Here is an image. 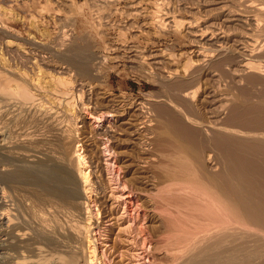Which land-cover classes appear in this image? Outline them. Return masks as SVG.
<instances>
[{
    "label": "rangeland",
    "instance_id": "1",
    "mask_svg": "<svg viewBox=\"0 0 264 264\" xmlns=\"http://www.w3.org/2000/svg\"><path fill=\"white\" fill-rule=\"evenodd\" d=\"M0 69L3 74L0 73V77H4V74V79L21 76L22 81L19 77L17 85L24 80L29 91L35 92L32 99L25 101L26 105H21V109L31 111L34 107L32 101L36 97L45 99L42 92H53L56 88L63 90L53 92L54 96L52 93L46 96V100L50 97L54 99L51 107L60 113H67L63 106L65 100L69 99L71 104L69 115H66V125L71 120L68 132L71 136H67L65 131L67 137L63 135L65 138L61 136L62 139L57 136L59 129L57 133V127L47 123L46 119L35 117V120L25 110L18 122L10 118L14 116L11 103L0 109V128L7 131L0 129L4 132V136L0 137V161L3 160L0 162V176L4 170L14 169L12 165L19 160L16 168L25 166L24 162L34 165L40 156L44 158L50 150L59 149L65 155L72 156L73 152L83 157L80 168L88 174L90 182L88 199L77 198L74 203L77 206L84 200L88 203L87 208H79L81 211H78L76 207L75 211L74 206L71 208L57 203L59 209L45 196L39 197L32 185L26 184L27 180H21V183L12 181L11 184L1 176L0 198L2 195V203L6 202L4 205L0 203V214L3 212L0 217L8 215L4 218L8 223L0 224V264H50L52 261L57 262L53 264H65L58 256L71 253L79 260H74L73 264L76 261L78 264H179L181 261L184 262L182 264H201V258L206 263L204 259L210 255L209 251L211 255L215 254L206 264H264V218L256 221L255 215L252 218L241 207L234 204L232 207V197L228 193L230 185L223 180L227 170L214 144L213 133L217 131L226 135V145L237 142L239 138L244 143H255L258 152H264V0H0ZM180 84V88H177ZM185 89L195 93L192 91V97V93L185 97L182 94ZM179 91H182V95ZM159 97L164 99L160 102ZM61 98L64 102L59 103ZM144 101L152 104L159 102L161 109L168 105L169 110L175 109L178 116L179 112L182 113L180 118L195 128L197 136L204 137V143L200 141L197 150L190 149L189 154L194 153L189 156L187 151L177 149L175 136L166 127L133 125V122L128 124L130 119L139 116L133 106ZM3 104L1 101L0 107ZM9 111L12 114L6 115ZM70 116L73 118L70 119ZM103 129L108 134H104ZM152 130L155 131L153 137ZM260 137L263 142L258 140ZM2 139L4 142L7 140L5 147L12 142L8 146L13 148L2 147ZM262 143L263 146H260ZM178 151L182 152L181 156ZM14 152L19 157L12 156L16 155ZM218 172H221L223 180L221 191L216 186V181L220 179ZM200 189L202 192L198 191ZM2 190L5 194L9 192L8 196ZM128 192L133 194L130 204L122 198ZM257 192L259 196L255 195L260 197L258 199L263 205L264 198L261 197L264 196ZM32 194L45 203H39L37 197L39 202L35 204L37 201H34ZM209 197L211 201L221 198L218 199L219 203H225L226 220L223 212H218L223 218L214 216V205L220 204L217 200L209 206ZM46 202H51V207L58 210H52ZM213 203L211 211L214 215L211 213L213 218H210ZM45 205L48 210L44 209ZM60 205L66 207V211L69 208L68 211L64 213L65 209L62 210ZM221 206L215 208L224 211ZM226 207H229V211H226ZM34 210L42 211L36 214L43 216H37L42 222L44 219L43 224L56 223L55 230L48 223L45 228L50 226L51 231L43 229L44 225L39 222L41 219L38 221L34 217ZM82 210L87 214H78ZM47 211H51L50 216H56L59 221L56 217L52 220ZM226 212L229 215L238 212L236 214L242 217L233 213L234 216H229ZM261 213L263 217L264 212ZM79 216L82 222H74L73 217L79 220ZM218 217L222 222L225 220L224 237L221 235L222 222L219 219L216 222L210 220ZM46 218L52 222L56 218V222L50 223L51 220ZM69 220L73 223L67 224L71 222ZM16 222L20 223L17 225ZM214 222L220 223L222 228L219 225L216 227ZM61 223L64 229L60 228ZM82 224L86 228L83 232H87L82 237H76L74 231L75 236L72 235L71 227ZM10 229L20 234L16 235V242L15 234ZM32 230L44 232L42 236L46 233L44 237L47 238L39 239L40 232L36 231V234ZM217 231H221V234H217ZM213 234H220L223 237L220 241H223L210 240ZM20 237L25 238L23 240L26 242L21 241ZM88 237L89 245L86 243ZM81 238L86 242L79 241ZM7 240L10 242L5 243ZM59 241L63 245L66 241L69 242L66 245L71 242L69 249L68 245L65 247ZM211 242H220L221 245ZM71 245H75V249ZM204 245L206 250L209 247V255L205 258L202 257L206 254ZM217 245L221 247L217 248ZM63 248H67L68 254L64 253L66 250ZM192 248H196V252L190 250ZM92 249L97 255L88 258ZM79 250L83 251L82 254ZM193 251L197 255H193ZM76 252L82 257L88 254L87 259L82 260L81 255L76 256ZM48 254L51 255L49 259ZM227 256L233 261L230 262ZM90 259L91 262H88Z\"/></svg>",
    "mask_w": 264,
    "mask_h": 264
},
{
    "label": "bare ground",
    "instance_id": "2",
    "mask_svg": "<svg viewBox=\"0 0 264 264\" xmlns=\"http://www.w3.org/2000/svg\"><path fill=\"white\" fill-rule=\"evenodd\" d=\"M260 1H262V0H260ZM162 17V16H161ZM163 18V17H162ZM155 20V19H154ZM162 20V19H161ZM173 21V20H172ZM158 22V21H157ZM162 22V21H161ZM179 22V21H178ZM148 23V22H147ZM177 23V22H176ZM152 24H154V23H152ZM162 24V23H161ZM174 24H175V21H174ZM181 24V23H180ZM160 24H158V26H159ZM176 25V24H175ZM164 26V25H163ZM177 26V25H176ZM204 32V31H203ZM201 33H202V31H201ZM204 35V34H203ZM199 36H200V34H199ZM156 62V61H155ZM158 62V61H157ZM156 62V63H157ZM3 69V68H2ZM1 70V69H0ZM4 70H6V69H4ZM3 70V71H4ZM7 71V70H6ZM1 74H2V72H0ZM4 73H7V74H9L8 72H4ZM170 74H173V72H171ZM3 75V74H2ZM12 75H14V74H12ZM17 75H20V74H17ZM10 76V75H9ZM4 77H5V74H4ZM4 77L3 76H1L0 77V102L1 101H3L4 102V104L0 107V109L1 108H3V107H5L4 105L5 104H7L8 102H9V104H10V106H12L13 107V109H11V112H13V117L11 116L10 118L11 119H13L14 118V121H18L19 119H21V117H22V115H23V113L24 112H26L27 111V109H21L22 107H21V105H23V103L26 105L27 103L25 102L26 100L28 101V100H30V99H32L33 98V95H35L34 93H32V92H30L29 91V89H28V87H27V85H25L24 84V80H23V83H19L20 85H17V81L19 82V77H21V76H19V77H16V75H14V77L16 78V81H14V79L12 78H8V79H4ZM25 76H23V78H24ZM6 78H7V75H6ZM19 79V80H18ZM14 81V82H13ZM21 81H22V77H21ZM20 81V82H21ZM32 83V82H31ZM33 84V83H32ZM60 84V83H59ZM37 85H39V84H37ZM61 85V84H60ZM60 85H58V86H60ZM182 84H180L179 85V87H177V88H180V86H181ZM55 86H57V85H55ZM38 87V86H37ZM61 87V86H60ZM62 87H63V85H62ZM54 88V87H53ZM56 88V87H55ZM181 89H183V88H181ZM38 90V89H37ZM52 90V89H51ZM61 90H63V89H59V88H56V89H54V90H52L54 93L55 92H59V91H61ZM186 90V89H185ZM185 90H183V95L186 97V95L187 94H191V97H192V95H193V90H190V92H188L187 90L185 91ZM65 91V90H64ZM193 91V92H192ZM53 92H51V91H49V92H42V93H44L43 95H45V99H43L44 97H36L35 98V96H34V100L32 101V103H34V107H33V109L31 110V111H27L28 113H30V115L32 116V117H34V119H35V117H38V119L40 120V119H46V122L47 123H50L51 125H55L57 128V133H58V129H59V135L57 134V136L59 137L60 136V138H61V136L62 137H64L68 132H69V130H70V125H69V123H70V121H69V123L66 125V123L68 122L67 121V118H66V115L68 114L69 115V112L68 111H70L71 109H70V106H71V104L68 102V100L66 101L65 100V102L64 101H62V98H61V100H59V103H61V102H64L65 103V105H63V106H65V111L67 112V113H65L64 111V113H60V112H58L57 110H54L52 107H51V102H54V99L52 100L51 99V97L49 98V99H47L46 100V96H48V95H52V96H54V93ZM63 92V91H62ZM62 92H61V95H62ZM180 92H182V91H179V93ZM52 93V94H51ZM195 93V92H194ZM181 93H180V95H182ZM162 94H160V96H161ZM164 95V94H163ZM58 96V95H57ZM168 95H166V97H167ZM59 97V96H58ZM61 97V96H60ZM63 97V96H62ZM164 97H165V95H164ZM165 97V98H166ZM187 97H188V95H187ZM55 98H56V94H55ZM67 98H69V97H67ZM66 98V99H67ZM157 98V97H156ZM160 98V97H159ZM168 98V97H167ZM166 98V99H167ZM58 99H60V98H58ZM64 99V98H63ZM72 99V98H71ZM161 99H164V98H160V102L162 101ZM56 100V99H55ZM151 100V99H150ZM154 100V99H153ZM157 101H159V100H157ZM166 101V100H165ZM71 102V101H70ZM149 102V101H148ZM140 102V103H138V104H135L133 107V109L135 110V111H137L138 113H136V114H139V116H137L136 118H134V119H130L131 121H129V123L128 124H132L131 122H133V125L135 124L136 125V123L139 125H141V126H144V125H149V126H158V125H160V126H162V127H166L168 130H170L173 134H174V136H175V142H176V146H177V149L179 150V151H187V154L189 155V156H191L193 153H194V151H192L191 152V154H189L190 153V149L191 150H194V149H196L197 150V148L199 147V144H201V143H204V137L203 136H201V138H200V135L199 136H197L196 135V131H194L195 130V128L193 129V128H191L188 124H186L185 123V121H183L182 120V118H180L181 117V114L182 113H180L179 111H177V112H179V115L180 116H178L177 114H176V112H175V109L173 110V106L172 107H170V108H172V110L170 109L169 110V108H168V105L167 104H165V105H167V108H165V109H161V105L160 104H156V103H154V104H152L151 102ZM63 103V104H64ZM163 103V102H162ZM60 105V104H59ZM61 107H62V105H60ZM59 106V107H60ZM73 106V105H72ZM170 106V105H169ZM24 107H26V106H24ZM7 109H9V107H8V105H7V107H6ZM64 108V107H63ZM72 108V107H71ZM175 108V107H174ZM177 108V107H176ZM28 109H30V108H28ZM4 110H5V108H4ZM26 110V111H25ZM119 110V109H118ZM162 112H161V111ZM3 111V110H2ZM6 111V110H5ZM0 112H1V110H0ZM10 114V111L9 112H6V115H8V114ZM73 113V112H72ZM71 113V114H72ZM12 114V113H11ZM10 114V115H11ZM70 114V115H71ZM186 114V113H185ZM5 115V114H4ZM26 115V114H25ZM162 115H165V117L163 116V118H162ZM183 115V114H182ZM3 116V115H2ZM28 116V115H27ZM31 116H29V117H31ZM73 116V115H72ZM72 116H70V119H71V117ZM134 116V115H133ZM188 116V115H187ZM31 117V118H32ZM69 117V116H68ZM183 118H187L186 116H182ZM3 118V117H2ZM1 118V119H2ZM73 118V117H72ZM188 118H191V117H189L188 116ZM4 119V118H3ZM10 119V120H11ZM25 119V118H24ZM33 119V120H34ZM37 119V118H36ZM35 119V120H36ZM9 120V121H10ZM26 120V119H25ZM186 120V119H185ZM190 120V119H189ZM4 121V120H3ZM3 121H2V123H3ZM137 121V122H136ZM190 121H192V120H190ZM189 121V122H190ZM7 122H8V119H7ZM19 122V121H18ZM127 122V121H126ZM125 122V123H126ZM195 122V121H194ZM8 123H11V122H8ZM17 123V122H16ZM4 124V123H3ZM19 124V123H18ZM17 125V124H16ZM64 128H63V127ZM65 126H67L68 128H65ZM0 127H2V126H0ZM4 127V126H3ZM1 129V128H0ZM2 130V129H1ZM104 130V129H103ZM106 130V129H105ZM103 131V133L104 134H108V131L106 130V131ZM2 131H6V130H4V128H3V130ZM65 131H66V134H65ZM71 131H72V129H71ZM70 131V132H71ZM4 132H1L0 131V137L1 136H4L2 133H4ZM7 132V131H6ZM73 132H74V130H73ZM247 132H249V131H247ZM247 132H245V133H247ZM200 133V132H199ZM215 135V139H214V144L216 145V147L218 148V150H219V152H220V157L221 158H223L224 159V163H225V167H226V173H227V176L226 177H224L223 178V180L225 179L226 181H227V183H229V185H230V190L228 191V193L231 195V197H232V201H231V203H232V207H233V204L234 205H237V206H239V208L241 207V209H242V211L246 214V213H248V215H251L252 216V218H254V216L253 215H255V218H254V220H256V221H259V219L261 220L262 218H264V214H263V217H262V213L261 212H264L263 210H264V203H263V205H262V201L261 200H259L258 198H260V197H258L257 198V196L255 195V194H257L258 192L257 191H259V192H264V154L263 155H261L262 153H264V152H261V153H259L258 152V150H257V146L255 147V143H254V145L253 144H249V143H247L246 141V143H244V141H242V140H238L239 138H237L236 140H237V142H232L231 144L229 143L228 145H226L225 144V136L226 135H222V133H220V132H217V131H215V132H213ZM253 132H250V134H252ZM260 133V132H259ZM258 133V134H259ZM65 134V135H64ZM71 134H72V132H71ZM248 134V133H247ZM246 134V135H247ZM256 134V133H255ZM9 135V134H8ZM64 135V136H63ZM70 134L68 133V135L67 136H69ZM155 135V131L154 130H152V137ZM228 135V134H227ZM231 135V134H230ZM242 135V134H241ZM252 135H254V133L252 134ZM251 135V136H252ZM261 135V134H260ZM67 136H65V137H67ZM71 136V135H70ZM236 136H238V135H236ZM244 136H245V134H244ZM244 136H242L243 138H244ZM9 137V136H8ZM12 137V136H11ZM33 137V136H32ZM64 137V138H65ZM230 137V136H229ZM233 137V136H232ZM248 138L250 137V136H247ZM256 137V136H255ZM262 137H263V135H262ZM13 138V137H12ZM246 138V137H245ZM254 138V137H253ZM256 138H258V137H256ZM256 138H254L255 140H256ZM6 139V138H5ZM11 139V138H10ZM32 139H34V137L32 138ZM62 139V138H61ZM228 139V138H227ZM235 139V138H234ZM264 139V138H263ZM3 140V139H2ZM7 140H8V138H7ZM6 140V141H7ZM258 140H260V141H262V138L260 137ZM5 141V142H6ZM9 141V140H8ZM33 141H35V140H33ZM32 141V142H33ZM37 141V140H36ZM200 141H201V143H200ZM230 141V140H229ZM257 141V140H256ZM255 141V142H256ZM0 142H2V141H0ZM3 142H4V140H3ZM5 142H4V145L2 144L1 146L3 147H5ZM13 142H15V140L13 141ZM17 142V141H16ZM18 142H20V141H18ZM24 141H22V143H23ZM29 142H30V140H29ZM231 142V141H230ZM252 142V141H251ZM253 142H254V140H253ZM252 142V143H253ZM259 142V141H258ZM263 142V141H262ZM12 143V142H11ZM11 143H9L8 142V144H6V147L10 144L11 145ZM37 143V142H36ZM228 143V142H227ZM257 143V142H256ZM14 144V143H13ZM28 144V143H27ZM258 144V143H257ZM14 145H16V144H14ZM18 145V144H17ZM259 145V144H258ZM260 146H263V143L260 145ZM259 146V147H260ZM5 147V148H6ZM9 147V146H8ZM15 147V146H14ZM54 147H57V146H54ZM53 147V148H54ZM10 148V147H9ZM13 148V146L10 148V149H12ZM19 149V148H18ZM55 149V148H54ZM259 149V148H258ZM4 150H6V149H4ZM20 150V149H19ZM57 149H55V150H50L49 151V153H47V154H45V157L43 158L42 156H40L37 160H35V164L33 165V164H28L27 165V163L25 164V162H24V165L25 166H23V167H18V168H16V166L18 165L17 164V162H19V161H15L16 162V164L15 165H12L13 167H15L14 169H11V168H9L7 171H3V174H1V176L5 179L4 181H6V180H8L9 182L11 181V184H12V181H18V182H20L21 180H23V181H25V182H27L26 184H31L32 186L31 187H33L34 188V190H36V194L37 195H39V197L40 196H45L46 198H48L50 201H53V202H55V203H51L52 205H54V206H56V204L57 203H59V204H61L62 206L63 205H68L69 207L71 206V208H73V206H74V210L76 209V207H77V210L80 208V209H86L87 208V205H88V203L86 202V201H84V200H81V201H83V202H81L80 201V204L79 205H77V206H75L74 205V203H75V199H77V200H79V198H84V199H88V192H89V189H90V187H89V183H88V181H89V176H88V174L87 173H84L83 171H82V169L80 168L82 165V162H83V157L80 155V154H73V152H72V156H68V154L67 155H65V153L63 154L62 152L63 151H59V149H58V151H56ZM61 150V149H60ZM7 152L8 151H10V150H6ZM12 151V150H11ZM18 151V150H17ZM178 151V153L180 154V156L182 155L181 153L182 152H179ZM259 151H260V149H259ZM4 152V151H3ZM7 152H5L6 154H8ZM16 153V155H12V156H16V158H17V156L19 155H17V152H14V154ZM76 153V152H75ZM23 154V153H22ZM196 154V153H195ZM194 154V155H195ZM9 155V154H8ZM7 155V156H8ZM32 155H34V154H32ZM74 155H75V158H73L74 157ZM111 155V154H110ZM187 155V156H188ZM10 156V155H9ZM183 156H184V154H183ZM182 156V157H183ZM3 157H5V156H3ZM19 157V156H18ZM22 157V156H21ZM36 157V156H35ZM34 157V158H35ZM71 157L73 158V161L75 162H73V161H71ZM186 157V156H185ZM9 158H11V157H9ZM15 158V157H14ZM23 158V157H22ZM21 159V158H20ZM14 160H16V159H14ZM13 160V161H14ZM1 161H3V160H1ZM0 161V162H1ZM5 161V160H4ZM10 161V160H9ZM12 161V162H13ZM106 162V161H105ZM20 163V162H19ZM22 163V162H21ZM107 164V163H106ZM1 165V164H0ZM11 165V164H10ZM23 164H19V166H22ZM27 165V166H26ZM4 167V166H3ZM7 167V166H6ZM11 167V166H10ZM5 168V167H4ZM2 171L0 170V173H1ZM219 173V172H218ZM217 173V175L219 176L218 178H220L218 181L219 182H217L216 181V186L218 187V189L221 191V187H223V180H222V178H221V176H220V174H221V172L218 174ZM0 176V177H1ZM22 176H24V177H22ZM3 178H2V181H3ZM27 180V181H26ZM1 181V182H2ZM3 181V182H4ZM231 181H232V183H231ZM8 182V183H9ZM22 182V181H21ZM20 182V183H21ZM14 183V182H13ZM10 184V183H9ZM16 184V183H15ZM3 186V185H2ZM1 186V187H2ZM5 186H6V183H5ZM12 186V185H11ZM31 187L29 188L30 190H31ZM5 188V187H4ZM197 188V187H196ZM199 188H201L202 189V187H199ZM15 189V188H14ZM13 189V190H14ZM27 189V188H26ZM28 189V190H29ZM198 189V188H197ZM198 190V191H201L202 192V190ZM34 190H32V192L34 191ZM203 190H204V188H203ZM3 191V190H2ZM5 191H7V190H5ZM16 191V190H15ZM219 191V192H220ZM2 193V192H1ZM3 193H4V191H3ZM9 193V192H8ZM7 193V194H8ZM29 193V192H28ZM31 193V192H30ZM206 193V192H205ZM260 193V196H264L263 194L264 193H262L261 194ZM5 194V193H4ZM7 194H5L6 196H8ZM37 195H35V194H32V196H34V197H32V198H35V200L34 201H37L38 200V196ZM221 195V194H220ZM258 195V194H257ZM5 196V197H6ZM13 196V195H12ZM36 196V197H35ZM123 196V195H122ZM125 197H122V198H125V202L126 203H128V204H130L131 202H132V200H133V194H131L130 192H128V194H125L124 195ZM210 196L211 197H213V195L210 193ZM259 196V195H258ZM17 197V196H16ZM38 197V198H37ZM42 197V198H43ZM8 198V197H7ZM6 198V199H7ZM46 198H44V199H46ZM215 198V197H214ZM262 199L264 198V197H261ZM1 200H0V203H2L3 202V196L1 195V198H0ZM9 199V198H8ZM40 199V198H39ZM208 199H210V197L208 198ZM219 198H217V200H218ZM11 200V199H10ZM212 200V198L210 199V200H208L209 201V206H210V204L213 202V201H217V200H214L213 199V201H211ZM219 200H221V198L219 199ZM219 200L217 201L218 203H219ZM40 201V202H39ZM39 201H37V203H35V204H38V202L39 203H43V199H42V201H41V199L39 200ZM46 201H48V200H46ZM211 201V202H210ZM6 202V201H5ZM5 202H4V204H5ZM49 202V201H48ZM78 202V201H77ZM217 202H216V204H217ZM221 202H223V200L221 201ZM263 202H264V200H263ZM45 203V202H44ZM43 203V204H44ZM47 203V202H46ZM50 203H47L48 205L50 204ZM86 203H87V205H86ZM224 203V202H223ZM230 203V204H231ZM3 204V203H2ZM3 204V205H4ZM50 204V206L49 207H51L52 205ZM205 204H207V203H205ZM215 203H213L212 205H211V208H210V214L213 212V211H211L213 208V205H214ZM220 205H214V209L213 210H215V212L216 213H222V215L224 216V212H225V208H224V204H222V203H219ZM2 205V206H3ZM58 205V204H57ZM60 205V206H61ZM221 205H223V207L221 206ZM7 206V205H6ZM9 206H10V204H9ZM12 206V205H11ZM38 206H40V205H38ZM43 206V205H42ZM46 206V205H45ZM61 206V207H62ZM67 206V207H68ZM79 206V207H78ZM81 206V207H80ZM215 206H221L222 208H224V211H222V210H220L219 211V209H218V207H217V209L215 208ZM0 207H1V204H0ZM13 207V206H12ZM44 207V206H43ZM42 207V208H43ZM57 208L59 207V205L58 206H56ZM5 208V207H4ZM11 208V207H10ZM31 208H33V207H31ZM42 208H39V209H42ZM47 208V206L44 208V209H46ZM52 208V207H51ZM55 207H53L52 208V210L54 209ZM57 208H55V210L57 209ZM209 208V207H208ZM207 208V209H208ZM220 208V207H219ZM227 208V207H226ZM229 208V207H228ZM226 209V211L228 210L229 211V209ZM237 208V207H236ZM239 208H237V209H239ZM59 209H61L60 207H59ZM65 209V210H64ZM69 209V208H68ZM68 209H67V211H68ZM78 210V211H81V210ZM230 209H231V205H230ZM233 209V208H232ZM1 210H2V208H1ZM46 210H48V209H46ZM45 210V211H46ZM49 210H51V209H49ZM58 210V209H57ZM62 210H64V213L65 212H67L66 211V207L65 208H63L62 207ZM73 210V211H74ZM16 211V210H15ZM60 211V210H59ZM59 211H57V212H59ZM69 211H72V209L71 210H69ZM76 211V210H75ZM78 211H77V213H78ZM83 212H79L78 214H80V215H83L82 213H84L85 212V210H82ZM87 211V210H86ZM208 212V214H209V210H207ZM232 211V210H231ZM230 211V212H231ZM236 211V210H235ZM238 211H240V209L238 210ZM2 212V211H1ZM34 212H35V215L36 216H34L35 218L37 217V216H42V215H39V214H41L42 213V211H41V213H39L38 212V210L36 211V210H34ZM36 212H38L39 214L37 215L36 214ZM44 212V211H43ZM48 212V211H47ZM47 212H46V214H47ZM89 212V211H88ZM233 212H234V210H233ZM232 212V213H233ZM3 213V212H2ZM2 213L0 214V215H2ZM7 213V212H6ZM50 213H51V211L50 212H48V214L47 215H49L50 216ZM53 213V212H52ZM56 213V212H55ZM62 213H63V211H62ZM68 213H70V212H68ZM72 213L73 212H71V215H72ZM75 213V212H74ZM91 213V212H90ZM215 213V215L214 216H216V215H218V216H221L222 218H223V216L222 215H219V213L218 214H216ZM227 214H228V212H226ZM232 213H230V215L232 214ZM236 213H238V212H235V213H233L234 215H237ZM259 213V214H258ZM260 213H261V216H259L260 215ZM8 214V213H7ZM54 214V213H53ZM60 214V213H59ZM84 214H87V213H84ZM212 214L210 215V218L212 217ZM232 214V215H233ZM244 214V215H245ZM33 215V214H32ZM43 215H44V213H43ZM47 215H45V216H47ZM55 215V214H54ZM61 215H63V214H61ZM65 215V214H64ZM67 216H69L68 214H66ZM75 215V214H74ZM229 215V214H228ZM229 215V216H230ZM233 215V216H234ZM239 215V214H238ZM237 215V217H240V215L238 216ZM243 215V216H244ZM248 215H245V218H246V216L248 217ZM7 216L8 215H5V217L7 218ZM91 216V215H90ZM207 216H209V215H207ZM226 216V215H225ZM225 216H224V219L226 220V218H225ZM228 216V217H229ZM233 216H231V218L233 217ZM251 216H249V217H251ZM257 216V217H256ZM5 217H0V220H1V222H0V224L1 225H6V223H8V222H6V220L4 219ZM48 217V216H47ZM50 217H53V218H51L52 220L54 219V217H56V216H53L52 214H51V216ZM59 217V216H58ZM66 217V216H65ZM80 217L81 216H79V220H74V219H76L75 217H73V221L74 222H77V221H80L81 219H80ZM220 217V218H221ZM236 217V218H237ZM241 217H242V215H241ZM240 217V218H241ZM258 217H261V218H258ZM18 217H16V219H17ZM41 218H43V216L41 217ZM41 218H39V217H37V219H38V221L41 219ZM57 218V217H56ZM56 218H55V220H56ZM63 218H64V216H63ZM68 218V217H67ZM71 219H72V216L70 217ZM82 218V217H81ZM85 218V217H84ZM209 218V219H210ZM213 218V217H212ZM240 218H237V219H240ZM257 218H258V220H257ZM9 219V218H8ZM15 219V218H14ZM46 219H48V218H46ZM51 219H48L49 221L51 220ZM58 219V218H57ZM64 219H66V218H64ZM87 219V218H86ZM85 219V221H87ZM89 219V218H88ZM91 219V218H90ZM217 219H219V217L218 218H214V220L213 219H210V220H212L211 222H213V221H215L216 222V220ZM224 219H222V220H224ZM234 220H235V217L233 218ZM236 219V220H237ZM246 219H249V218H246ZM48 220H45V222H47ZM52 220L50 221V223L52 222ZM54 220V221H55ZM209 220V221H210ZM220 220V219H219ZM218 220V221H219ZM225 220L222 222L221 220V222L223 223H221L220 221V223H221V225L222 226H224V223H225ZM253 220V219H252ZM263 220V219H262ZM8 221V220H7ZM13 221V220H12ZM12 221L10 222L11 224H13L12 223ZM19 221V220H18ZM53 221V222H54ZM58 221H59V219H58ZM67 221H68V219H67ZM69 221H71V222H68L67 224H69V223H73L72 222V220H69ZM217 221V222H218ZM40 223L42 222V219L39 221ZM43 222H44V219H43ZM43 222H42V224H43ZM52 222V223H53ZM56 222V221H55ZM62 222V221H61ZM81 222H82V220H81ZM80 222V223H81ZM215 222H214V225L216 226V227H221L222 228V226L220 225V223L219 224H215ZM260 222H262V221H260ZM264 222V221H263ZM15 223V222H14ZM17 223V222H16ZM18 223H20V222H18ZM18 223H17V225H18ZM48 223V222H47ZM47 223H44L43 225V229H47V228H45V226L46 225H48ZM60 223V222H59ZM65 223V222H64ZM79 223V224H80ZM84 223V222H83ZM87 223V222H86ZM10 224V225H11ZM46 224V225H45ZM56 224V223H55ZM55 224H52L53 225V229H54V225ZM58 224V223H57ZM76 224V223H75ZM78 224V223H77ZM88 224H90V222L88 221ZM0 225V226H1ZM14 225V224H13ZM16 225V224H15ZM50 225V224H49ZM52 225H50L51 227H52ZM61 226H60V228L61 229H64V228H62V227H64L63 225H62V223L60 224ZM74 225V224H73ZM217 225H219V226H217ZM8 226V225H7ZM50 226H49V231H51L50 229ZM56 226H58V225H56ZM55 226V227H56ZM67 226V225H66ZM72 225H70V227H71ZM17 227V226H16ZM20 227V226H19ZM85 227H87V230H91V228L89 227V226H85ZM5 228H6V226H5ZM10 228V227H9ZM11 228H13V227H11ZM21 228V227H20ZM57 228H59V226L57 227ZM56 228V229H57ZM67 228V227H66ZM65 228V229H66ZM69 228V227H68ZM90 228V229H89ZM215 228V227H214ZM224 228H225V226L223 227V229H222V232H223V230H224ZM14 230H15V226H14V228H13ZM13 229H10L11 230V233H13L12 231H13ZM19 229V228H18ZM42 229V228H41ZM40 229V230H41ZM48 229H47V231H48ZM71 229H72V231H71V233H72V235L74 234V232L76 233V237H77V235L79 236L80 235V237H82V234L84 233L83 231H85L86 230V228H84L83 227V224L82 225H77L76 227L74 226V227H71ZM70 229V230H71ZM85 229V230H84ZM2 230H3V228H2ZM16 230H17V228H16ZM15 230V231H16ZM55 230V229H54ZM214 230H216V228L214 229ZM221 230V229H220ZM4 232L3 233H5V230H3ZM7 231V230H6ZM9 231V230H8ZM21 231V230H20ZM33 231V230H32ZM35 231V233H36V231L37 230H34ZM33 231V232H34ZM44 231V230H43ZM74 231V232H73ZM219 231V230H218ZM216 232L217 234L218 233H220V232ZM2 232V231H1ZM10 232V231H9ZM17 232V231H16ZM37 232H40V231H37ZM87 232V231H86ZM85 232V233H86ZM224 232H225V230H224ZM224 232H223V234H221L223 237H224ZM10 233V234H11ZM25 233V232H24ZM23 233V234H24ZM41 233H43L44 234V232H40V238H39V236H37L39 239H42V237H44V236H46V233H45V235H41ZM48 233H50V232H48ZM70 233V232H69ZM84 233V234H85ZM13 234H15V232L13 233ZM22 234V235H23ZM34 234V233H33ZM37 234V233H36ZM88 234H90L89 232H88ZM87 234V235H88ZM220 234L219 235H217L216 236V234H213V236H210V237H213V238H208V239H210V240H212V239H215V240H217L218 239V241H220V238L222 237V236H220ZM7 235V234H6ZM16 235L18 236V235H20V234H15V242L17 241L16 240ZM30 235V234H29ZM28 235V236H29ZM31 235H32V233H31ZM30 235V236H31ZM39 235V234H38ZM70 234H68V236H69ZM72 235H70V236H72ZM91 235V234H90ZM10 236V235H9ZM24 236V235H23ZM74 236H75V234H74ZM85 237H86V235H84ZM218 236H220L219 238H218ZM27 237V236H26ZM36 237V238H37ZM49 237V236H48ZM52 237V236H51ZM79 237V238H80ZM85 237H83V238H85ZM92 237V236H91ZM223 237H222V239H223ZM14 237H12V239H13ZM21 239H22V237H20ZM45 239L47 238V237H44ZM89 238L90 237H88V238H86V240H87V242H86V240H83L82 238V240L80 239L79 241H85L86 243H87V245H89V242H90V240H89ZM18 239V238H17ZM21 239H19V240H21ZM24 240H25V238H23ZM21 240V241H23L24 242V240ZM27 239H30L29 237L27 238ZM26 239V240H27ZM44 239V240H45ZM49 239V238H48ZM47 239V240H48ZM53 239V238H52ZM71 239H74L73 238V236L71 237ZM71 239H70V241H71ZM77 239V238H76ZM92 239V238H91ZM191 239H193V238H191ZM207 239V240H208ZM221 239V241L220 242H222L223 240ZM94 240V239H93ZM50 241V240H49ZM56 241V240H55ZM76 243H77V241L76 240H74ZM190 241V240H189ZM217 241V242H218ZM5 242V241H4ZM8 242H10V241H8L7 240V242H5V243H8ZM26 242V241H25ZM24 242V243H25ZM29 242H30V240H29ZM28 241H27V243H29ZM57 242V241H56ZM60 242V241H59ZM66 242H68V241H66ZM65 242V243H66ZM72 242H73V240H72ZM217 242H211L212 244H214V243H216V244H219V245H221L220 244V242L219 243H217ZM1 243V242H0ZM5 243H4V245H5ZM18 244L20 243V241L19 242H17ZM17 243L15 244V245H17ZM60 243H62V241L60 242ZM64 243V245H63V243H62V245L63 246H67V248L69 249V245L71 244V242H70V244H68L67 243V245ZM74 243V242H73ZM72 243V244H73ZM79 244H80V242H78ZM82 243H84V242H82ZM81 243V244H82ZM11 244H12V242H11ZM30 244H31V242H30ZM48 244V243H47ZM192 244V243H191ZM209 244V243H208ZM211 244V245H212ZM7 245V244H6ZM14 245V246H15ZM22 245V244H21ZM24 245V244H23ZM38 245V244H37ZM49 245V244H48ZM59 245V244H58ZM61 245V246H62ZM94 245V244H93ZM1 246V245H0ZM11 245L9 244V247H10ZM18 246V245H17ZM16 246V247H17ZM20 246V245H19ZM18 246V247H19ZM25 246V245H24ZM60 246V245H59ZM74 249H75V245L73 246V245H71ZM77 246V245H76ZM82 246V245H81ZM191 246V245H190ZM206 245H204V248H205V250H203V249H201L202 247L201 246H199V247H201V248H199V250L201 251V250H203V251H206V254L205 255H203L202 257L203 258H205L206 257V255H211V251H209V247H208V249L206 250V247H205ZM213 246V245H212ZM218 246V245H217ZM12 247V246H11ZM11 247H10V249H11ZM15 247V248H16ZM29 247V246H28ZM46 247V246H45ZM49 247V246H48ZM64 247V248H65ZM83 247V246H82ZM195 247V246H194ZM219 247H221V246H218L217 248H219ZM7 248H8V245H7ZM14 248V247H13ZM14 248V249H15ZM42 248V247H41ZM63 248V249H64ZM66 248V249H67ZM73 248H71V249H73ZM81 248V247H80ZM79 248V249H80ZM89 248V247H88ZM190 248V247H189ZM26 249V248H25ZM51 249V248H50ZM62 249V248H61ZM60 249V251H62ZM66 249H64V250H66ZM73 249V250H74ZM78 249V248H77ZM90 249V248H89ZM94 249H95V247H94ZM196 249V248H195ZM195 249H190V250H195ZM214 249H216V247H214ZM213 249V250H214ZM15 250H19L18 248H16ZM21 250V249H20ZM45 250V249H44ZM49 250V249H48ZM63 250V251H64ZM87 251L88 252V250H86L85 248H83V251ZM198 250V249H197ZM210 250H212L211 248H210ZM218 251H219V249H217ZM12 251V250H11ZM23 251V250H22ZM53 251H55V250H53ZM80 251V250H79ZM79 251H77L78 253H79ZM82 251V250H81ZM80 251V252H81ZM82 251V252H83ZM91 251V250H90ZM94 250L92 249V252H90V256H88V254H89V252H88V254L87 255H85V254H83L84 256L82 257V252H81V259L82 258H85V259H87V256H88V258L90 257H93V256H96L97 255V253H95L94 254V252H93ZM200 251H198V252H200ZM202 251V252H203ZM208 251L210 252L209 254H207L208 253ZM218 251H217V253H218ZM10 252V251H9ZM8 252V253H9ZM26 252V251H25ZM49 252H51V251H49ZM65 252H67V250L66 251H64V253ZM75 252V251H74ZM77 252H76V254H77ZM190 252H192V251H190ZM195 252H196V250H195ZM197 252V253H198ZM19 253V252H18ZM42 253V252H41ZM60 252L58 251V254H59ZM62 253V252H61ZM70 253V252H69ZM217 253H216V255H217ZM1 254V253H0ZM5 254H6V252H5ZM39 254V253H38ZM51 254V253H50ZM50 254H48V259L49 258H51V255ZM54 254V253H53ZM66 254H68V252L66 253ZM191 254V253H190ZM189 254V255H190ZM204 254V253H203ZM215 253H213L212 255H214ZM2 255V254H1ZM7 255H9V254H7ZM22 255V254H21ZM56 255V254H55ZM80 255H76V256H80ZM188 255V256H189ZM193 255H197V254H195L194 253V251H193ZM207 256V257H209V259H204V260H206V263H208L207 262V260H209L210 261V258L212 257V255L211 256ZM230 255V254H229ZM228 255V256H229ZM233 255V254H232ZM14 256V255H13ZM45 256V255H44ZM47 256V255H46ZM191 256V255H190ZM198 256H200L201 257V255H199L198 254ZM205 256V257H204ZM227 256V258H229ZM235 257L237 256V255H234ZM233 256V257H234ZM17 257V256H16ZM59 258L58 259H60V261H64V263L65 264H67L66 262H71L72 264L75 262L74 260H77L78 262H79V260H78V257H77V259H75L76 257H75V254H73V253H71V254H68L67 256H63V255H59L58 256ZM196 257V256H195ZM200 257H196V258H200ZM230 257H232L231 255H230ZM9 258H10V255H9ZM12 258V257H11ZM18 258H19V256H18ZM30 258H31V256H30ZM33 258V257H32ZM36 258V257H35ZM41 258V257H40ZM43 258V257H42ZM79 258V259H80ZM188 258V257H187ZM186 258V259H187ZM195 258V259H196ZM226 258V259H227ZM17 259V258H16ZM22 259V258H21ZM94 259H95V257H94ZM189 259V258H188ZM191 260H193L192 258H190ZM189 259V260H190ZM12 260H13V258H12ZM45 260H47V259H45ZM56 260V259H55ZM83 260V259H82ZM188 260V261H189ZM198 259H196V261H197ZM200 260V259H199ZM202 258H201V264L202 263H204V262H202ZM228 260V259H227ZM14 261V260H13ZM39 261V260H38ZM42 261V260H41ZM77 261H76V263H77ZM87 261V260H86ZM95 261V260H94ZM187 261V260H186ZM185 261V262H186ZM187 261V262H188ZM193 261H195V260H193ZM229 261H230V258H229ZM231 261H233V258H232V260ZM230 261V262H231ZM235 262L234 263H236V258H235V260H234ZM19 262V261H18ZM22 262V261H21ZM53 262L54 261H52L50 264H53ZM88 262H91V259L88 261ZM93 262V261H92ZM190 262V261H189ZM188 262V263H189ZM197 262H199V261H197ZM196 262V263H197ZM15 263V262H14ZM28 263V262H27ZM30 264L32 263V262H29ZM38 263V262H37ZM47 263V262H46ZM54 263H57V262H54ZM75 263V264H76ZM82 263H84V262H82ZM181 264L182 263H184L183 261H181L180 262ZM179 263V264H180ZM200 263V262H199ZM206 263H204V264H206ZM238 263V262H237ZM16 264H18V263H16ZM21 264V263H20ZM78 264V263H77ZM84 264H86V263H84ZM87 264H90V263H87ZM187 264V263H186Z\"/></svg>",
    "mask_w": 264,
    "mask_h": 264
}]
</instances>
